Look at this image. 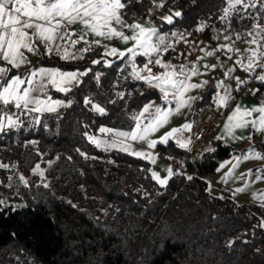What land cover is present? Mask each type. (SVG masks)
Wrapping results in <instances>:
<instances>
[{
	"label": "trees",
	"instance_id": "trees-1",
	"mask_svg": "<svg viewBox=\"0 0 264 264\" xmlns=\"http://www.w3.org/2000/svg\"><path fill=\"white\" fill-rule=\"evenodd\" d=\"M173 3L182 15L168 24L157 11ZM224 7L226 0H166L163 8L153 0H133L124 11L129 20L153 14L160 29L198 35L201 24L225 30L255 23L239 13L221 20ZM77 55L63 60L55 53L43 54L38 62L91 69L71 91L50 90L73 104L35 116L28 127L19 124L0 132V164L9 166L0 167V199L6 201L0 210V264H264V228L257 226L263 222L264 202L238 201L229 189L215 194L205 176L236 151L214 140L215 151L203 152L197 164L191 159L187 170L173 173L162 186L152 178L148 159L97 147L89 134L103 125L131 131V117L160 93L132 77L131 57L109 66L98 59L102 47L96 45ZM145 60L137 55L136 66ZM89 97L106 114L84 104ZM207 102V95L201 96L191 114L197 115ZM159 147L170 155H189L172 140ZM36 165L43 177L33 171ZM263 166L253 169L264 174ZM229 240L235 241L230 247Z\"/></svg>",
	"mask_w": 264,
	"mask_h": 264
},
{
	"label": "snow or ice",
	"instance_id": "snow-or-ice-1",
	"mask_svg": "<svg viewBox=\"0 0 264 264\" xmlns=\"http://www.w3.org/2000/svg\"><path fill=\"white\" fill-rule=\"evenodd\" d=\"M154 2V0H153ZM133 3V0H0V132H5L9 128L19 127V117L13 118L14 113L9 115L11 111L9 105L15 109H23L26 113L32 112H54L58 106H71L72 100L51 101L41 99L40 94L46 93L49 85L55 87L58 91L69 92L73 82L80 84V77L86 76L91 69L80 71H62L59 68L39 67L29 70L26 73L9 75L13 69H19L26 63V58L21 49L28 52L36 50V41L42 43L49 55L55 53L63 60H75L80 58L76 53L70 52L67 46H62L61 41H70L71 45L79 44L83 41L85 44L89 42L86 36L92 35L104 39H112L113 37L120 39L124 43L133 41L132 47L121 51L116 47L105 48L106 56H113L123 59L126 56L131 57L130 63L133 68L132 77L137 80L144 81L149 87L156 89L160 93L161 105H157L154 101H149L142 106V109L136 112L131 119L135 123V127L131 131H119L111 128H100L102 133H112L110 140H98L94 136H87V139L97 147L103 146L104 150L111 148H120L124 152H128L131 144L127 141L146 142L149 149L155 148L157 144H167L170 139H174L178 147L188 149L191 144V138H185L183 133L190 131L191 123H186L181 127L172 128L166 132L159 140L148 139L150 133L157 131L161 126L166 124L174 113L182 114V110L190 109L192 104L200 97L188 95L192 89H202L208 82L199 83L191 82L192 78L201 75L200 68L196 64H180L174 65L171 62H165L160 58L164 52H168L173 48L172 43H168L167 34L161 35L156 27H145L140 23H127L125 20L126 12ZM227 7L222 9V15L219 17L223 21H227L233 13H239L243 17L247 15L255 21V34L249 32L252 36L251 44L257 45L255 48H249L248 55L243 59L237 60L236 64L243 68L245 73H256L257 69L264 70V0H226ZM156 7H164V3L156 5ZM251 9H256L253 13ZM182 13L176 11L170 15L162 17L168 24H173V17H180ZM81 24L83 27L79 33L71 32L69 29L73 24ZM116 26H119L117 29ZM204 24H201L199 31H203ZM123 29H129L132 34L127 35ZM172 36H178L184 39V33H171ZM76 36V39H72ZM155 37V40L153 39ZM225 40L230 39L224 36ZM100 39L92 41L88 47H81L76 50L77 53L90 52L92 45L99 46ZM222 49L227 48L229 51H240L233 49L231 45H221ZM151 57L156 54L155 59H149L143 65V68L137 69L135 58L137 55ZM214 51L206 52V56H213ZM202 59V58H201ZM114 61L108 62L109 66ZM93 64L101 63L100 60H93ZM159 65L164 69L163 72L153 75L149 65ZM207 70L209 67L217 68L218 65H203ZM234 69H229L226 76H229ZM145 73V74H142ZM24 77H28L25 79ZM93 77L99 80V74L94 73ZM255 79L264 82V75L257 74ZM236 81V88L244 87L248 81L240 77H232ZM47 81V83H45ZM27 85L26 87H22ZM217 88L223 89V94L217 92L216 100L218 106L227 107L229 102L234 98L231 95V85L220 80L216 84ZM254 91H259L255 89ZM123 96V93H117ZM143 95V93H141ZM94 97L85 98L83 103L89 105L91 109L101 115L106 114L105 107L101 103H94ZM175 102V106L171 105ZM114 103V101H111ZM32 106V107H30ZM252 113L260 115L251 120L245 117L252 116ZM24 114V113H22ZM148 121V123H144ZM235 122V123H234ZM249 125L256 130H264V94L259 107L241 108L237 105L228 116V123L225 124V130L233 139H245L250 137H236L233 135L232 129L247 128ZM87 135V134H86ZM222 139L223 137H219ZM206 151L213 152L215 149L207 148ZM132 155L143 157L144 159L153 160L151 152L142 150H133ZM264 159V155L255 151V146L250 147L241 156L234 158L235 163L226 161L219 167L224 168L226 164H232V169L238 166L241 160H249L251 158ZM2 168H8L7 164H0ZM219 170V169H218ZM40 177L44 176V171L39 165L33 169ZM264 171V170H262ZM167 176H161L153 172L152 178L160 185H167L168 179L173 175V170L169 167L166 169ZM230 170L227 175H231ZM250 174V173H249ZM243 179V175L240 177ZM20 182L25 185L28 181L20 176ZM188 180H192L191 175L187 176ZM257 180L264 179V175L257 176ZM11 187V185H9ZM47 187V185H44ZM236 192H244V187H238ZM6 205V201L0 199V210ZM264 206V205H262ZM264 228V222L257 225ZM234 240L226 242V246L230 247L234 244ZM259 251V249H257Z\"/></svg>",
	"mask_w": 264,
	"mask_h": 264
},
{
	"label": "crops",
	"instance_id": "crops-1",
	"mask_svg": "<svg viewBox=\"0 0 264 264\" xmlns=\"http://www.w3.org/2000/svg\"><path fill=\"white\" fill-rule=\"evenodd\" d=\"M124 18L127 21V23H129V24H131L133 22H137V23H140L141 25H143L145 27H149V28L156 27L159 31V34H161V35L167 34V36H168L167 42L172 43L174 45V47H173L172 52H170L168 55H166L164 52L160 55V58L163 61L171 62L174 65L196 64V66H198L200 68L201 75L193 77L191 82L199 83V82H202L205 80L208 82L206 85H204V87L202 89H192L191 92L188 93V95L197 96V97L207 95L208 102L203 105V107L201 108V110L198 112L197 115L191 114V111L193 109V105L195 103L194 102L190 109H187V108L183 109L182 114H175L174 113L171 117H169V120L166 124L161 126L157 131L150 133L148 136L149 140H151V139L159 140V138L161 136H163L166 132L171 131L172 128L181 127L182 125H184L186 123H191L192 124L191 130L185 131L183 133V136L185 138H188L190 136V133H191L193 127H194L195 121H196L198 115L200 114V112L202 111V109L208 104H211V103L217 104V100H216L217 92H219L220 94H223V89L217 88L216 84L220 80H223L225 82V79L223 78V75H221L220 71L217 70V68H219L220 59L223 56L227 62H226V64H222V68L223 69L227 68L229 70L232 67L229 64V62L232 59L230 58V55H227V56L225 55L224 50L222 48H220L219 45H220L221 38L224 36L231 37L232 36L231 33L228 31V29L216 30L212 27L209 28L208 26L203 30L202 34H200V35L194 34L192 32H184L183 30H180V29H174L171 32H167L163 29H160L159 24L156 22V20L153 17V14H151L149 16H138V17L134 18L133 20H129L126 17H124ZM82 27L83 26L81 24L77 23V24L71 25L69 30L71 32H74V33H79L80 29ZM116 27L118 30H120L119 26H116ZM123 31L127 35L132 34V32L129 29H123ZM173 32L184 33V39H180L178 36H172L171 33H173ZM72 39H76V36H73ZM85 39L89 43L85 44L83 41H81L80 43H82L84 46L92 44V41H94L96 39L101 40V43L99 46L102 47V56L99 57L98 59L103 58L107 62L114 61L117 58L113 57V56H106L104 54L105 53V48H104L105 45H107L109 48L116 47L117 49L124 51L128 47H132V45L134 43L133 41H129L128 43H124L123 41H121L120 39L115 38V37H113L112 39H104V38H99V37H95L92 35L86 36ZM153 39L155 40V37ZM60 43L62 46H67L69 48L70 52L79 54L76 52V50L78 48H80L79 44L71 45L70 41H68V42L61 41ZM209 43H210V45L206 46V44H209ZM36 45H37L36 50H34L32 52H28L26 49H21V51L24 53V56L26 58V63L22 64L19 69L14 68L13 71L11 73H9L10 76L14 75V74L26 73L29 70L39 68V67L59 68L62 71H74V70H76V69H64V68H61V67L56 66V65H50V64H45V63L39 64L38 62L41 59L42 55L48 54V53L46 51L45 46L42 43H40L39 41H36ZM208 51H214L215 54L213 56H206V52H208ZM146 57H147V60H145L141 65H137V69L143 68V65L145 63H147L149 59L157 58L156 54H153L151 57H148V56H146ZM2 64H3V62L0 61V65H2ZM212 64H216V65H218V67L217 68L209 67L207 70L203 67V65H209L210 66ZM149 67H151L153 75L164 71V69L161 68L159 65H151L150 64ZM80 71H84V70H80ZM261 72H264V70L257 69L256 73H245L243 70V73H244L245 78H246L245 80H247L248 83L240 89L236 88V81L229 79V78L226 79L227 82H225V83L231 85V95L234 99L229 102V104L227 106L228 112L225 115V117L223 118L222 125L218 129V131L216 132L215 136L213 137V140H219V141H222V142L229 144L233 148V150L236 151V153H234L233 155L226 157L223 160H221L219 165L217 166L216 170L214 172L207 173L205 176L208 179V186L210 184L209 180L213 179L215 182H218V184H221L222 186H224L223 191L226 193V189L231 190V192L234 190L233 192H235V190L238 188L237 186H239L241 182L236 183V182L232 181V179H235L236 177L240 178L241 175H243V179L247 180V181L249 180L250 185H243L242 187L245 188V191L244 192H237V194L240 196H243L247 199H257V200L264 202V197H263L264 179L257 180L256 177L261 176L260 175L261 173L258 174V173H256L257 170L253 169L254 166L264 163V159H256L253 157L249 160H241L239 162L238 166L235 167V169H232V164H226L224 168L219 167L222 163H225L226 161H232L233 163H235L234 158L236 156L243 155L247 149H249L250 147H253V146H255V151L261 153V155H264V130L253 129V127L251 125H249L247 128H235L233 126L232 132H233L234 136H236V137H250V139H248V138L233 139V136L229 135L228 132L225 130V124L228 123V116L231 115L232 111L235 109V107L237 105H240L241 108H248V109H250L252 107H259L261 105L262 94H264V82H261L258 79L254 78L257 74H260ZM142 74H145V73H142ZM236 75L237 74H236L235 70L231 72V76H236ZM24 78L27 79L28 77H24ZM81 79H82V77H80V80ZM45 83H47V81H45ZM251 83H258L261 87L260 91L255 96H251L250 94H248V92L246 90V86L251 84ZM74 85H75V82H73L72 85H69V87H73ZM26 86L27 85H24L22 87H26ZM209 87L211 88L210 92L207 91V89ZM51 89L57 90L55 87H52L51 85H49L46 93L40 94V98L47 100L50 97L51 101L60 100V101H64L65 103L68 101L62 97L52 95L50 93ZM150 101H154L157 105L162 104V101L160 98L159 99H152ZM174 106H175V102H173L171 107H174ZM30 107H32V106H30ZM65 107H67V106H58L56 108V111H54V112L61 111ZM34 113H35V116L38 118L42 114L48 113V111H42L39 113L34 112ZM0 115H2V114H0ZM9 115H11V114H9ZM259 115H260L259 113H252V116L245 117V119L251 120L253 118L258 117ZM13 118L15 119L16 116H13ZM144 123H148V121H144ZM19 124H20V122H19ZM134 127L131 130H133ZM111 136H113L112 133H111ZM219 137H223V138L220 139ZM170 140L175 142L174 139H170ZM127 143L131 144V148L129 149V152H132L133 150H142V151H146V152H151V154L153 156V160L155 159L156 154L158 153L159 155L166 157V159L170 162V167H171V155L164 152L159 147V143L157 144V146L155 148H152V149H149L147 143L142 142V141H131V140H129V141H127ZM198 152L199 151H196V152L191 154V159L194 163H195L194 157L197 155ZM201 157H200V159H201ZM199 160H197V161L199 162ZM149 161H150V163L152 162V160H149ZM198 162H196L195 164H197ZM171 169H172V167H171ZM230 170L232 171V174L227 175ZM153 171H154V168H153ZM262 175H264V174H262Z\"/></svg>",
	"mask_w": 264,
	"mask_h": 264
},
{
	"label": "rangeland",
	"instance_id": "rangeland-1",
	"mask_svg": "<svg viewBox=\"0 0 264 264\" xmlns=\"http://www.w3.org/2000/svg\"><path fill=\"white\" fill-rule=\"evenodd\" d=\"M166 0H154V3L156 5L164 3L165 4ZM163 8V7H162ZM176 11H180V8L178 5H176L175 3L169 5L168 9H166L165 11L163 10H158L157 12L162 16L165 17L167 15H170ZM175 17H173L174 19ZM209 28H211L210 25H208ZM228 31L231 33V37L228 40H225L224 37L221 38L220 40V45H231L233 49H239L240 51H229L227 48H223L225 55H230V58L232 59L229 64L232 66L231 68L235 70L236 72V76H231V74L229 76H226L225 73L228 72L227 68H222V64H226V60L224 59V57L222 56V58L220 59V66L219 68H217L218 71H220L221 75H223V78L225 79H232V77H240L241 79H246L245 75L243 73V68H241L239 65L236 64L237 60L243 59L244 57H246L248 55V49L249 48H255L257 47V45H253L250 43V41L252 40V36H249L248 33L249 32H253V34H255V23L251 24V25H244V26H239L237 28H231L228 29ZM202 44V43H201ZM210 45L209 44H206ZM221 48V47H220ZM225 61V62H224ZM230 68V69H231ZM260 75H264V72H261ZM234 80V79H232ZM235 81V80H234ZM111 128L108 127L106 125L101 126V128ZM112 129V128H111ZM89 136H94L95 138H97L98 140H110L112 138L111 133H102L99 130L97 131V133L95 134H89ZM202 156V152H198L197 155L194 157V161L195 163L198 162L197 160L200 159V157ZM151 168H152V172H156L158 173L161 178H164L167 176V172L166 169L170 167V162L166 159V157H163L162 155H159L158 153L156 154V157L154 160H152L151 162ZM264 167V166H263ZM154 168V171H153ZM171 168V167H170ZM259 168H262V166H259ZM256 172V171H255ZM258 174H260V171L257 170ZM262 175V174H260ZM232 181L236 182V183H240L239 186L237 187H242L243 185H250V181L248 180H244L241 178L236 177L235 179H232ZM210 184H209V190L215 194L218 195H223L225 194V192L223 191L224 186H222L221 184H218V182H215L213 179L209 180ZM234 191V190H233ZM232 191V196L237 199L238 201H243V200H249L243 196H240L237 194V192H233ZM264 197V194H263ZM263 222H264V218H263Z\"/></svg>",
	"mask_w": 264,
	"mask_h": 264
},
{
	"label": "built area",
	"instance_id": "built-area-1",
	"mask_svg": "<svg viewBox=\"0 0 264 264\" xmlns=\"http://www.w3.org/2000/svg\"><path fill=\"white\" fill-rule=\"evenodd\" d=\"M260 88L258 83H251L246 86V90L251 96H255ZM255 89H259V91H254ZM9 108L11 111L8 114L14 113V116L19 117V122L23 126L28 127L35 117L34 112L26 113L25 110L12 108L11 105ZM227 112L228 107L218 106L216 103L208 104L202 109L189 136L191 144L188 149H185L189 155L185 157L181 154H171V167L174 173L184 172L188 169L192 153L196 151L203 153L206 152L207 148H213V137L221 127Z\"/></svg>",
	"mask_w": 264,
	"mask_h": 264
},
{
	"label": "water",
	"instance_id": "water-1",
	"mask_svg": "<svg viewBox=\"0 0 264 264\" xmlns=\"http://www.w3.org/2000/svg\"><path fill=\"white\" fill-rule=\"evenodd\" d=\"M210 90H211V88L209 87V88L207 89V91L210 92Z\"/></svg>",
	"mask_w": 264,
	"mask_h": 264
}]
</instances>
